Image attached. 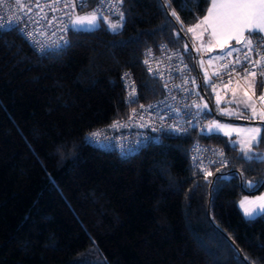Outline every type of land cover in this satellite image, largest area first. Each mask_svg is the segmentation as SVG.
Instances as JSON below:
<instances>
[{
    "label": "trees",
    "instance_id": "trees-1",
    "mask_svg": "<svg viewBox=\"0 0 264 264\" xmlns=\"http://www.w3.org/2000/svg\"><path fill=\"white\" fill-rule=\"evenodd\" d=\"M210 3L124 0L119 31L72 30L64 50L46 55L0 31V264H81L74 258L91 245L103 264H264V213L247 220L237 206L264 191L261 139L252 159L218 135L165 137L130 157L85 142L126 115L124 72L142 103L161 95L141 63L159 44L184 54L213 106L187 34ZM231 122L258 125L264 137L263 123ZM195 141L221 146L228 163L193 168Z\"/></svg>",
    "mask_w": 264,
    "mask_h": 264
},
{
    "label": "built area",
    "instance_id": "built-area-1",
    "mask_svg": "<svg viewBox=\"0 0 264 264\" xmlns=\"http://www.w3.org/2000/svg\"><path fill=\"white\" fill-rule=\"evenodd\" d=\"M82 2L85 3L83 8ZM66 4H75V12ZM97 4L98 0H0V31L15 30L37 55L59 52L70 43L72 28L69 14H86ZM100 11L103 17H118L123 11V3L114 8L111 4L101 6ZM236 49L239 51L223 57L218 72L211 73L207 67L209 92L212 97L217 93L225 102L236 86H245L247 79L256 80L261 91L259 95H253V99L264 113V101L260 99L264 95V75L259 74L264 71V62H261L264 51L249 50L241 45ZM245 53L249 60L244 59ZM237 58L241 63H235ZM141 63L146 75L161 85V95L154 101L142 103L135 78L124 72L121 82L125 92L126 115L91 130L85 137L88 146L130 157L147 146L161 144L165 137H184L191 133L205 135L210 118L202 109L198 81L184 54L163 43L144 50ZM246 70L258 74L255 77L245 75ZM117 122L119 126L113 127ZM92 133L99 135L92 136ZM188 160L200 172L228 163L221 146L199 141L190 146Z\"/></svg>",
    "mask_w": 264,
    "mask_h": 264
},
{
    "label": "snow or ice",
    "instance_id": "snow-or-ice-1",
    "mask_svg": "<svg viewBox=\"0 0 264 264\" xmlns=\"http://www.w3.org/2000/svg\"><path fill=\"white\" fill-rule=\"evenodd\" d=\"M19 2V0H17ZM124 0H98L97 7L92 11L86 13L85 15H72L69 14V19L72 27L75 29L77 27L83 28L85 25L94 28L101 23L103 20L105 23L109 24L111 30L115 31L117 28L121 27L120 24H111L110 21L104 19L103 13L100 11L101 6L115 7L117 4H122ZM66 7H72L73 12H75L76 5H65ZM85 6V3H81V8ZM197 10L199 8L197 6ZM176 16V12L172 13ZM124 16L121 13V20ZM179 19V17H177ZM195 29H203L200 33L201 38L204 32H209L212 39L216 44L220 45L221 48L228 47L229 41H235L236 44L241 45L243 48L249 50L260 49L264 51V0H211V6L207 9V15L204 16L203 20L195 24L193 27L187 29L188 32L194 33ZM247 34V38H246ZM256 39L253 40L252 38ZM211 50V48H209ZM239 51L236 48H229L228 55L232 52ZM244 59L249 60L247 53L244 54ZM261 62H264V56L261 57ZM147 63V61H146ZM235 63H241L240 59L237 58ZM259 63V62H258ZM151 71V69H150ZM255 71H247L245 75H251L253 77L257 76ZM264 75V71L259 73ZM127 75V74H126ZM205 80L207 81V74L205 75ZM195 83V81H193ZM133 95L135 90L133 89ZM247 95V93H245ZM264 101V95L260 97ZM219 100V98H218ZM199 107V105H197ZM207 107V105H205ZM253 114H255V109L253 108ZM264 115V113H262ZM113 127H118V122ZM221 125L215 122L211 123L208 128L209 131L213 129H221ZM250 134L248 139L241 141V152L243 153V158L252 159L249 154L251 153L252 145L257 142V138L260 137V129H248ZM229 134V133H225ZM92 136H97L99 133H92ZM261 142H264V137L261 138ZM211 175L210 172L206 173ZM256 182H249V187H252ZM240 207L244 211V216L251 219L257 214V210L260 213H264V196L258 197L256 201H249L247 198L240 202Z\"/></svg>",
    "mask_w": 264,
    "mask_h": 264
},
{
    "label": "crops",
    "instance_id": "crops-1",
    "mask_svg": "<svg viewBox=\"0 0 264 264\" xmlns=\"http://www.w3.org/2000/svg\"><path fill=\"white\" fill-rule=\"evenodd\" d=\"M210 6H211V3H210ZM203 18L201 20H203ZM202 31L203 29H195L194 33L188 32V34L191 37V41L194 40L193 44H195L198 50H201V51L203 50L206 52L213 53L216 57H218V60L222 61L223 59L222 57H225L226 55H228L229 48H234L232 47V44L236 43L234 40L229 41L228 47L221 48L220 45L216 44V42L212 39L209 32H204L203 37L201 38L200 33ZM261 35L264 36V34H261ZM246 38H247V34H246ZM209 48H211V50H209ZM246 82H249V84H251L255 90L256 83L254 80L247 79L245 80L244 83ZM257 87H258L257 91H261V88L259 87V85ZM245 93H247V95H245ZM253 95L257 96V94H254L246 86V84L245 86L238 85L230 91L229 96L225 102H223L221 99L220 104L216 105L214 104V101H213L212 108H209V112H211L210 113L211 115L209 116L210 122L208 123V126L211 123L215 122L216 124H219L223 127H222V130L213 129L212 131H209V128L207 126L205 135L206 136L218 135V136L227 138L233 146L237 147L241 151V141L247 140L250 135L247 130L259 128L260 137H258L257 142L252 145V149H251V152H252L254 147L259 144V141L262 135V128L255 124H246V123H238V122H231V121H244V122L257 121V119L254 117L258 115V113L262 114V112L256 105L253 99ZM213 100H214V97H213ZM253 108L255 109V114H253ZM226 132L229 134H225ZM262 196H264V191H262L261 193L257 195H246L239 200V202L237 203V206H238L240 213L245 219L250 220L249 218L244 216V211L240 207V202L244 200L245 198H247L249 201H256L258 197H262ZM261 214L263 213H260L257 210V214L251 219L258 217Z\"/></svg>",
    "mask_w": 264,
    "mask_h": 264
},
{
    "label": "rangeland",
    "instance_id": "rangeland-1",
    "mask_svg": "<svg viewBox=\"0 0 264 264\" xmlns=\"http://www.w3.org/2000/svg\"><path fill=\"white\" fill-rule=\"evenodd\" d=\"M78 15H85L84 13H80ZM104 19L110 21L111 24H120L121 27H122V24H123V21L121 20V18H116V19H112L110 17H104ZM106 25L108 27L109 30L110 27H109V24L108 23H105L103 20H101V23L94 27V28H91L87 25H85L83 28H80V27H77V28H73L72 25H71V28L73 31L77 32V31H93L99 27H101L102 25ZM121 27L117 28L115 31L111 30L112 32H117L121 29ZM190 40H191V37L190 35L188 34ZM193 40V39H192ZM194 41V40H193ZM192 41V43H194ZM197 54H198V67H199V71L204 79V82L205 83H208L210 78H209V74H208V71H207V67L209 68L210 72L211 73H216L220 70V62L221 60H218V57H216L213 53H210V52H206V51H201L196 48L195 44H193ZM223 58V57H222ZM207 74V81L205 80V75ZM246 86L254 93V94H257V91H256V86H255V90H254V87L249 84V82H246L245 83ZM200 93V92H199ZM259 95V94H257ZM219 98V100H218ZM201 101H202V109L205 111V112H208L209 111V107L205 101V99L203 98V96L200 97ZM220 100L221 98L219 97V95L216 93L215 94V97H214V104L216 105H219L220 104ZM205 105H207V107H205ZM254 118L257 119V121L255 122H260V123H264V116L260 113H258V115H256ZM208 125H206L207 127ZM75 263H81V264H103V257L101 256V253L99 251V249L97 248V246L95 245H91L88 247L87 250H85L84 252H81L79 253L73 260Z\"/></svg>",
    "mask_w": 264,
    "mask_h": 264
},
{
    "label": "water",
    "instance_id": "water-1",
    "mask_svg": "<svg viewBox=\"0 0 264 264\" xmlns=\"http://www.w3.org/2000/svg\"><path fill=\"white\" fill-rule=\"evenodd\" d=\"M196 71H197V69H196ZM198 72V71H197ZM197 75H198V73H197ZM198 86H199V89H200V91H201V94L203 95L204 94V92L202 91V87H201V81L200 80H198ZM212 108V107H211ZM264 124V123H263ZM264 185V182L262 183V185H261V187Z\"/></svg>",
    "mask_w": 264,
    "mask_h": 264
}]
</instances>
